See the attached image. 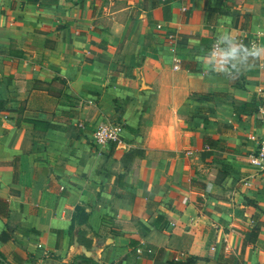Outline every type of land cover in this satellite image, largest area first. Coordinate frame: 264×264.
Here are the masks:
<instances>
[{
    "label": "crops",
    "instance_id": "0c3cea01",
    "mask_svg": "<svg viewBox=\"0 0 264 264\" xmlns=\"http://www.w3.org/2000/svg\"><path fill=\"white\" fill-rule=\"evenodd\" d=\"M263 30L264 0H0V264H264V57L202 59Z\"/></svg>",
    "mask_w": 264,
    "mask_h": 264
},
{
    "label": "clouds",
    "instance_id": "9594fccd",
    "mask_svg": "<svg viewBox=\"0 0 264 264\" xmlns=\"http://www.w3.org/2000/svg\"><path fill=\"white\" fill-rule=\"evenodd\" d=\"M261 57H264V46L245 45L234 35L221 31L202 59L210 68L235 78L251 60Z\"/></svg>",
    "mask_w": 264,
    "mask_h": 264
},
{
    "label": "built area",
    "instance_id": "2783aa9c",
    "mask_svg": "<svg viewBox=\"0 0 264 264\" xmlns=\"http://www.w3.org/2000/svg\"><path fill=\"white\" fill-rule=\"evenodd\" d=\"M259 39L264 41V30L259 32L250 45H257ZM178 68L176 64L174 66ZM122 124L114 121L100 122L92 131V138L96 145L103 146L118 142L121 137ZM249 163L256 167L258 172L264 173V137L260 138L254 149L248 153ZM140 251V249H138Z\"/></svg>",
    "mask_w": 264,
    "mask_h": 264
},
{
    "label": "trees",
    "instance_id": "16d2710c",
    "mask_svg": "<svg viewBox=\"0 0 264 264\" xmlns=\"http://www.w3.org/2000/svg\"><path fill=\"white\" fill-rule=\"evenodd\" d=\"M252 230L255 232V235L258 233V226L257 225H255L253 228H252Z\"/></svg>",
    "mask_w": 264,
    "mask_h": 264
}]
</instances>
